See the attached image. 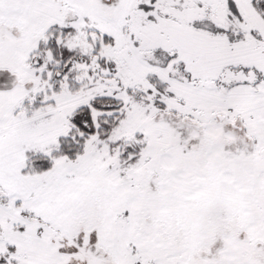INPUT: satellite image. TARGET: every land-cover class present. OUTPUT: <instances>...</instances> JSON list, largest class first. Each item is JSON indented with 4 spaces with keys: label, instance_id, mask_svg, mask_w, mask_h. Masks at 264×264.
Listing matches in <instances>:
<instances>
[{
    "label": "snow or ice",
    "instance_id": "1",
    "mask_svg": "<svg viewBox=\"0 0 264 264\" xmlns=\"http://www.w3.org/2000/svg\"><path fill=\"white\" fill-rule=\"evenodd\" d=\"M0 264H264V0H0Z\"/></svg>",
    "mask_w": 264,
    "mask_h": 264
}]
</instances>
